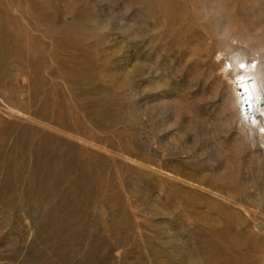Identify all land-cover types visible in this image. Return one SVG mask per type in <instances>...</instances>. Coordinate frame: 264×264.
<instances>
[{
  "label": "rangeland",
  "instance_id": "rangeland-1",
  "mask_svg": "<svg viewBox=\"0 0 264 264\" xmlns=\"http://www.w3.org/2000/svg\"><path fill=\"white\" fill-rule=\"evenodd\" d=\"M235 53L264 0H0V264H264Z\"/></svg>",
  "mask_w": 264,
  "mask_h": 264
},
{
  "label": "bare ground",
  "instance_id": "bare-ground-1",
  "mask_svg": "<svg viewBox=\"0 0 264 264\" xmlns=\"http://www.w3.org/2000/svg\"><path fill=\"white\" fill-rule=\"evenodd\" d=\"M188 4L190 5V2ZM229 18L231 19L230 16ZM245 58L239 53L231 54L230 62L234 68V74L227 73L226 75L230 74L228 78L231 81L232 98L238 109V118L249 132H246L241 126L242 129L245 134L249 133V137L260 135L261 145L264 149V109L258 106L259 99L264 96V67L259 65L260 61L258 62V60L253 63L255 60L249 62ZM241 65L244 67L242 68Z\"/></svg>",
  "mask_w": 264,
  "mask_h": 264
},
{
  "label": "built area",
  "instance_id": "built-area-1",
  "mask_svg": "<svg viewBox=\"0 0 264 264\" xmlns=\"http://www.w3.org/2000/svg\"><path fill=\"white\" fill-rule=\"evenodd\" d=\"M258 106H261L264 109V96L259 99Z\"/></svg>",
  "mask_w": 264,
  "mask_h": 264
},
{
  "label": "snow or ice",
  "instance_id": "snow-or-ice-1",
  "mask_svg": "<svg viewBox=\"0 0 264 264\" xmlns=\"http://www.w3.org/2000/svg\"><path fill=\"white\" fill-rule=\"evenodd\" d=\"M241 67L243 68V67H244V65H241Z\"/></svg>",
  "mask_w": 264,
  "mask_h": 264
}]
</instances>
